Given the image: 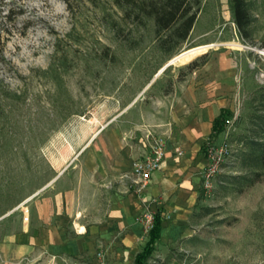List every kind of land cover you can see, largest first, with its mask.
Here are the masks:
<instances>
[{
  "label": "rangeland",
  "instance_id": "obj_1",
  "mask_svg": "<svg viewBox=\"0 0 264 264\" xmlns=\"http://www.w3.org/2000/svg\"><path fill=\"white\" fill-rule=\"evenodd\" d=\"M247 1L250 38L231 0H194L188 38L164 50L153 19L125 14L114 0H0V264H62L18 259L9 248L31 206L68 188L77 191L64 199L90 214L116 148L146 128L160 134L156 121L189 110L216 84L229 86L233 157L204 192L193 228L158 244L145 264H264V0ZM200 45L210 47L159 72Z\"/></svg>",
  "mask_w": 264,
  "mask_h": 264
},
{
  "label": "crops",
  "instance_id": "obj_2",
  "mask_svg": "<svg viewBox=\"0 0 264 264\" xmlns=\"http://www.w3.org/2000/svg\"><path fill=\"white\" fill-rule=\"evenodd\" d=\"M228 87L216 84L210 93L194 96L189 102L192 106L186 108L189 110L155 122L156 131L165 136L167 152L145 189L139 190L130 172L132 161L149 153L142 131L138 142L130 144L129 140L110 155L106 193L96 195L90 214L65 200L77 190L64 188L54 199H42L31 206V216L21 229L9 237L13 255L18 259L32 256L54 263L84 264L104 250L105 259L111 262L123 263L125 258L134 262L149 237L148 233L143 244L141 220L147 211H160L163 218L156 246L191 230V220L204 200L201 180L206 147L224 137V130L212 136V129L228 104Z\"/></svg>",
  "mask_w": 264,
  "mask_h": 264
},
{
  "label": "trees",
  "instance_id": "obj_3",
  "mask_svg": "<svg viewBox=\"0 0 264 264\" xmlns=\"http://www.w3.org/2000/svg\"><path fill=\"white\" fill-rule=\"evenodd\" d=\"M114 2L125 14L135 12L142 19H153L157 43L164 50L173 48L175 44H180L188 38L198 12L196 7L198 3H193L194 0H114ZM231 4L237 28L244 38H250L248 29L252 22L250 3L247 0H231ZM227 113V109H222L214 120L212 136L224 130ZM258 146L257 159L264 165V143L261 142ZM162 221L161 212H155L148 240L136 255L133 264H145L151 257L160 240Z\"/></svg>",
  "mask_w": 264,
  "mask_h": 264
},
{
  "label": "built area",
  "instance_id": "obj_4",
  "mask_svg": "<svg viewBox=\"0 0 264 264\" xmlns=\"http://www.w3.org/2000/svg\"><path fill=\"white\" fill-rule=\"evenodd\" d=\"M229 128L224 130V137L220 142H211L205 150L206 164L202 170L201 185L205 193L212 191L219 182L229 160L233 157L234 149L229 140ZM143 137L149 146V153L143 158H137L131 163V175L139 184L142 191L148 184L152 174L160 169L166 156V139L163 134H156L150 128H146ZM181 153V150H177ZM154 220V212L147 211L142 217L144 233H149ZM99 264H104L105 252L99 250L96 253ZM78 264V263H75Z\"/></svg>",
  "mask_w": 264,
  "mask_h": 264
},
{
  "label": "bare ground",
  "instance_id": "obj_5",
  "mask_svg": "<svg viewBox=\"0 0 264 264\" xmlns=\"http://www.w3.org/2000/svg\"><path fill=\"white\" fill-rule=\"evenodd\" d=\"M209 47H210V45H200V46H196V47L186 49L183 52L175 55L173 58H171L170 61L172 63H176V62L187 63L188 61H190L195 56H197V55L201 54L202 52H204L205 50H207ZM258 52L260 54L264 55V48L260 49ZM163 68H164V66L160 69L159 72H162Z\"/></svg>",
  "mask_w": 264,
  "mask_h": 264
},
{
  "label": "water",
  "instance_id": "obj_6",
  "mask_svg": "<svg viewBox=\"0 0 264 264\" xmlns=\"http://www.w3.org/2000/svg\"><path fill=\"white\" fill-rule=\"evenodd\" d=\"M171 64H172V62L169 61V62L164 66L163 70H164L166 67H168L169 65H171Z\"/></svg>",
  "mask_w": 264,
  "mask_h": 264
}]
</instances>
